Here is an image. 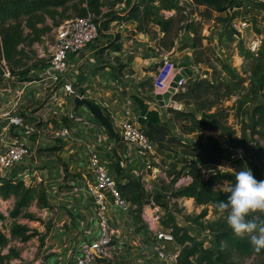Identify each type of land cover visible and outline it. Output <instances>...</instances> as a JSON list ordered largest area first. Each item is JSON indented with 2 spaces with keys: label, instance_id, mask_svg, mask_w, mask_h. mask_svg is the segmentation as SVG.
Instances as JSON below:
<instances>
[{
  "label": "rangeland",
  "instance_id": "obj_1",
  "mask_svg": "<svg viewBox=\"0 0 264 264\" xmlns=\"http://www.w3.org/2000/svg\"><path fill=\"white\" fill-rule=\"evenodd\" d=\"M79 2L80 0L77 1L78 4H80ZM90 2L91 0H84L82 8H84L85 4ZM177 3L179 10L176 11L166 10L164 8L167 6V3H158L154 0H96L95 9L91 8L90 10L95 14L98 23L103 25L105 22L107 27H110V23L116 19L118 14L117 10L121 13H126L128 10H138L137 20L142 29L150 28V25L154 24L155 15H157V17L164 22V27L166 28V30H164L163 27L159 26L161 30L165 32V36L160 40V43H162L161 46L165 47L166 50L171 48L170 45L174 44L176 38L186 39L193 33L194 37L191 42V48L193 49L194 58L189 57V59L192 64L197 61L198 67H201L200 65L202 64V69L198 74L199 77L195 80H188L186 85L204 80V74L213 80H227L228 74L236 70L239 76L246 81L245 87H249L250 70L254 60L257 59L259 55L264 40V0H244L239 3L236 1L234 6L237 10L230 13H219L208 6H196L195 4L193 6L186 5V0H178ZM158 7L162 10H159ZM189 8L190 10H188ZM79 17H81L80 12L73 8L68 10L63 16L56 18L59 23L58 26H55L53 21L48 18L45 26H48L50 29L44 32L41 40L33 44L32 47L24 46L26 49H24L25 53L23 55L22 64L14 67V75L22 84H17L15 86L11 85L12 89L9 88L12 90L11 93H16V98L13 102L19 99L23 94L18 93L22 91L17 92V90H19L18 88L22 89L27 85L25 83L34 82L31 85H27L28 89L24 90V94H30L32 99L29 97V100L21 109L22 114L25 115L23 117L25 122L36 127V134L33 136V141L38 143L36 149L43 147L37 153L40 157V168L37 167V174L42 176V181H37L36 185L31 188L43 187L49 202V207L47 208L42 209L37 203H34L25 211L33 214L35 216L34 219L18 218L20 224L27 225L31 230L38 231L40 235L25 243L19 240H15L11 243V246L16 247L21 253V258L14 260V264H51V262L60 260V257L65 256V253L69 252V249L65 247L66 245H61L60 243L62 238L66 234L69 235V233V236L74 238V234L78 233V231L82 233H80L79 236H83L84 227H82L81 230L77 228V221L78 223L84 221L85 225L88 226L90 223V221H88V216L86 219V217L80 214L82 212L84 213V208L83 210L81 207L78 209V206H81L80 203L76 201L79 197H77L76 192L74 193L72 190V182H77L78 179L74 180L72 177L68 176L71 164L63 159V155L68 158L70 155L69 151L75 146L71 147V144H66L65 140H68V138L61 141L59 137H56L54 134L61 131L58 120L51 119L46 121L45 118H43L44 121H42V117L37 115L45 106L50 109L49 114H56V118L57 115L64 114V112L67 113L65 109L68 108L69 105L67 104L66 106L65 103H63L67 100H64L61 95H55L59 86L54 85L44 88L43 86L45 85L42 83L41 73L49 66L51 52L55 43V35L59 26L65 21ZM193 17H195V20ZM244 17L249 20V24L251 25L246 28V31L240 33L234 28L233 24L234 20L240 22ZM188 21H190L189 26H187ZM258 40L262 42L260 48L258 51L253 52L251 46ZM186 47L189 48V45L185 46V48ZM180 51L182 50L180 49ZM248 53H250V55ZM184 57V54L180 55L176 51L173 60L176 62V65H180ZM224 66L230 68L228 70L229 72ZM160 67L161 63L155 73L154 82ZM198 67L196 68L195 66L196 70ZM29 68L32 69L29 73L22 74ZM154 82L152 85L153 87ZM36 92L40 93V96H38L40 99L37 100V102L34 100L33 96ZM183 92H185V90L180 89L178 94ZM25 96L27 95H23V98H25ZM175 98L172 101L171 107H164V109H160V111H158V108V110L151 112L148 111L143 101L138 100L143 108L141 116L139 117V123L144 126L145 130H149L154 124L159 123L164 124L166 133L168 134L163 142V146L168 155L164 154L162 156L164 160H161L160 164L156 163L160 171L159 173H157V170L154 171L157 177L156 179H151L148 183L151 190L148 193L151 194V197H155L154 194L156 192H160V194L164 196V203H166L167 206L163 207L157 204L164 212L165 217L163 220H168L167 216L171 214L175 216L180 224L186 226V223H192L193 225L194 222L189 218L194 219L200 216L205 209H208V215L201 220V223H203L205 227H208L219 219H226L227 214L217 213L214 205L198 206L194 199L176 198L174 196L175 191L188 183V179L193 177L192 172L194 169L199 168L203 178H207L210 174L219 170L222 172H236L238 170L240 165L236 159L244 158L247 151H252L254 147L251 132L249 130L254 107L248 104L242 110H239L236 104L237 100L240 98L239 95H235L224 101L223 107L227 109L226 115H228L227 124L235 131L239 139L238 148H233L228 142L229 137L222 138L216 132L205 131L203 133L189 134L184 130V126H192V122L178 119L173 111L189 112L194 114L198 119H202V113L197 111L194 107L188 108V106L178 102ZM75 113L84 118H88L89 116L88 113L84 111V108L83 110L81 108L76 110ZM84 130L87 132V135H90L91 139H95L94 129L87 128ZM76 132H78V130H76ZM209 138L218 140L220 145L230 153L231 156L227 157L228 162L223 166L201 164L200 159L194 155L195 153L192 150L193 147L200 142L209 143ZM259 138L260 136H256L255 139L259 140ZM69 139L71 140V138ZM43 140H45V142ZM49 162H53V164ZM71 162L73 161L71 160ZM157 167L155 169H157ZM144 174V171L140 173L141 176ZM230 185L231 184L228 182H222L218 184L216 189L225 191ZM142 186L145 189L143 184ZM156 188L158 189L156 190ZM83 203V206L86 207L87 201L85 200ZM14 204V198L9 200L0 199V211L7 218L6 221L0 222V227L6 234H9L10 227L13 223L10 219V213L14 208ZM89 209L91 213L92 209ZM148 213L151 214L152 212L149 211ZM112 214L118 227L128 229L127 222L123 220V215L118 209L112 210ZM81 225L82 223H80V226ZM199 229L202 230L200 227ZM99 233V229L93 227L92 234L97 236ZM85 237H90V234H85ZM204 237H206L208 242L212 239L209 235ZM66 241L68 247L70 245L77 246L73 241L71 242L73 244L70 245L69 240ZM60 245L61 248H63L62 251H60ZM76 246L74 248H76ZM6 253H8V250L3 252V254ZM63 261V263H67L66 258L63 259ZM240 263L264 264V256L249 257L240 261Z\"/></svg>",
  "mask_w": 264,
  "mask_h": 264
},
{
  "label": "trees",
  "instance_id": "obj_2",
  "mask_svg": "<svg viewBox=\"0 0 264 264\" xmlns=\"http://www.w3.org/2000/svg\"><path fill=\"white\" fill-rule=\"evenodd\" d=\"M0 0V79L4 75L3 62H6L11 73H15L14 67L22 64L23 55L27 47L41 40L44 32L50 28L45 26L47 19L53 21L58 26L56 18L63 16L68 10L75 8L84 17L88 14L87 9L82 8L84 0ZM158 3H167L166 10H179L178 0H154ZM196 6H208L219 13L229 12L234 8L235 0H193ZM88 7L95 9L96 0L87 3ZM157 9V8H156ZM159 10H162L158 7ZM132 10L129 14L131 19H135ZM230 13V12H229ZM154 23L163 27L164 22L155 15ZM41 26V27H40ZM28 31V32H26ZM250 55V53H248ZM227 71L230 69L224 66ZM32 69H27L22 74L29 73ZM229 72V71H228ZM249 87H245V80L242 79L236 70L228 74V79L205 78L202 81L192 82L184 86L185 92L178 94L176 100L182 104L194 107L202 113V119L189 112L173 111L178 119L192 122V126H184L189 134L213 131L220 137H229L228 142L233 148H238L239 139L235 131L228 126L226 115L227 109L223 107L225 100L239 95L237 100L239 110L246 105H252L253 112L251 118L250 132L254 144L252 151H247L242 159H236L240 167L236 172H222L221 170L203 178L201 170L194 169L191 184L181 187L175 191L176 198H190L196 201L198 206L214 205L226 201L229 193L225 190L216 189L218 184L228 182L235 183L236 174L241 170L250 169L258 181H264L262 167L264 158V40L257 59L254 60L250 70ZM164 124L156 123L151 129L146 130L149 138L157 143L160 148L167 137ZM256 136H260L256 140ZM209 143L200 142L193 147L194 155L200 159L201 164H213L223 166L227 157L231 156L214 138H209ZM192 155V154H188ZM118 156L116 157L113 169L116 173L118 188L126 199L136 207V211L142 210L144 205L150 202L149 194L142 186L140 180L133 178L120 165ZM115 166V167H114ZM116 168V169H115ZM129 174V175H128ZM157 204L166 207L164 196L160 192L154 194ZM15 199L14 208L10 213L13 221L9 234H6L0 227V264H14L13 261L21 258L20 251L11 246L15 240L28 242L40 234L36 230H31L27 225L20 224L18 218L34 219L35 216L25 212L32 204L37 203L40 208L49 207L46 192L43 187L31 188L23 182L2 181L0 183V199ZM224 214H227L226 212ZM208 215V209L192 219L193 225L199 226L203 231L213 234L211 246H206L197 236L178 224L175 216L169 214L168 220H163L165 227L173 229L176 243L181 247L179 264H241L240 261L253 257L264 256V250L255 251L251 246L248 237H237L228 226L226 219H219L210 226L205 227L201 220ZM137 219H139L137 217ZM248 219H255L258 223L264 221V213L251 214ZM6 216L0 211V222L6 221ZM44 242V239H43ZM5 250L8 253L3 254ZM123 264V263H122Z\"/></svg>",
  "mask_w": 264,
  "mask_h": 264
},
{
  "label": "built area",
  "instance_id": "obj_3",
  "mask_svg": "<svg viewBox=\"0 0 264 264\" xmlns=\"http://www.w3.org/2000/svg\"><path fill=\"white\" fill-rule=\"evenodd\" d=\"M236 1L239 3L244 0ZM84 7L88 12L86 16L65 21L57 29L49 66L41 73L45 88L57 85L59 86L58 90L62 89L65 95L72 97L73 102L77 97L83 98L74 88V81L77 79L74 70L78 63L77 57L83 50L91 48L104 34L102 26L96 20L95 14L91 12L88 4H85ZM236 10L237 8L234 6L229 9V12ZM240 22L234 20L233 26L237 31L243 33L251 24L246 17L242 18ZM189 24L190 21L187 26ZM261 43V40L255 42L251 46L252 51H258ZM3 66L4 75L0 79V86L11 92L12 90L9 89L11 85H21L22 83L11 73L6 62H3ZM182 71L183 68L176 65L169 54H165L155 77L154 95H163L168 92L174 79ZM204 78H208L206 74H204ZM187 81L182 79L178 83L173 99L178 95L180 89L185 90L184 86ZM26 86L22 89L25 90L28 87ZM22 89L19 90L23 91ZM23 101V96H20L12 103L13 106L9 110H1L0 106V183L7 180L23 182L26 186L32 187L36 185L37 181H42V176L37 174V167L40 166V157L37 153L43 147L36 149L38 143L33 141L36 127L25 122L23 118L25 115L22 114L21 109L25 105ZM42 116L40 115V117ZM91 118L94 119L92 116ZM69 119L74 121V124L83 122L89 128L94 129L97 133L98 143L106 141L105 133H103L105 130L95 120H84L80 115H76L75 111L71 112ZM75 130L77 129L74 125L64 126L61 131L54 134L64 140ZM117 132L121 137L118 145H124L117 150L121 167L134 178H138L145 186V190L150 192L148 183L151 179H156L157 174H154V171L157 170V173L160 171L156 163L160 164L161 160H164L162 156L168 155L167 152L149 138L139 120L122 123L117 128ZM49 163L53 164V162ZM114 163V160L109 162L94 150L89 156V167L92 173L87 175L86 187L81 188L76 181L72 182V190L79 197L76 201L82 203L87 201L88 209L83 204L78 206V209L79 207L84 208V213L80 214L86 218L88 216L91 223L88 226L84 221L82 222L81 227H84V234L80 236L77 247L68 253L67 263L63 264H179L181 247L175 241L173 229L163 225L165 216L162 208L157 205L152 196L150 202L144 205L142 210L136 211V207L122 196L118 188L116 173L113 169ZM260 166L264 173V158ZM156 167L157 169H155ZM142 171L145 174L141 176ZM191 182L192 178H189L188 183L182 187L191 184ZM83 193H85V199L81 197ZM89 208L92 209L91 213ZM115 209L122 213L128 229H122L116 225L112 214V210ZM149 211L152 213H148ZM178 224L185 227L191 235L197 236L206 246H211L212 239L208 242L204 236L213 237V234L208 231L203 232L192 223H186V226L179 222ZM93 227L99 229V235L92 234ZM85 234H90V237H85ZM128 253L132 255L129 258V263ZM123 259L127 261L124 262Z\"/></svg>",
  "mask_w": 264,
  "mask_h": 264
},
{
  "label": "crops",
  "instance_id": "obj_4",
  "mask_svg": "<svg viewBox=\"0 0 264 264\" xmlns=\"http://www.w3.org/2000/svg\"><path fill=\"white\" fill-rule=\"evenodd\" d=\"M186 1V5H194L193 0ZM188 10H190V8ZM117 11V17L110 23V27H107L105 22L103 25L100 24L104 31L103 36L91 48H87L79 54V57H77L78 63L74 68L76 71L75 73L77 74V79L74 81L75 90L81 94L83 98L102 106L106 114L114 123L116 129L119 125L127 121L134 119L139 120L143 108L138 100L143 101L150 112L158 110V108V111L164 109L155 101V95L153 92L154 87L152 85L155 73L157 72L165 54H169L172 59H174L173 56L176 55V51L180 55L184 54L185 57L180 62V65L182 63L188 64L190 70L195 74L193 78L194 80L199 77L198 74L202 69V64L200 65L201 67H198L197 61L193 64L190 63L189 57L194 58L193 49L191 48V42L194 37L193 33L186 39L176 38L174 44L170 45L171 48L166 50L165 47L161 46L162 43H160V40L165 36V32H163L158 25L153 22L154 24H151L150 28L142 29L137 20L138 11L135 13V19H131L129 16L132 10H128L126 13H121L119 10ZM193 19L195 20V17H193ZM188 45L189 48H185V46ZM180 49L182 51H180ZM195 66L196 68L198 67L197 70ZM1 87L2 86H0L1 110H9L11 107L10 105H12L11 103H13V100L16 98V93H11ZM43 87L45 88V86ZM27 89L28 87L25 90ZM18 91L20 90H17V92ZM18 93H23L22 96H28V99L27 96H25L23 101L26 104L29 100L30 94H24V90ZM55 95H61L64 100H67L66 102H63L66 106L67 104L69 105L68 108L65 109L67 113L64 112V114L57 115L56 118V114H49L50 109L45 106V108H42L38 114L43 115L41 118L42 121H44L43 118H45L46 121L51 119L58 120L61 130L64 126L68 127L70 125H74L78 130V132L75 130L74 133L67 137L68 140L66 138V140L64 139L66 144H71V147H75L71 148L69 151L70 155L68 158L63 155V159L71 164L68 176L72 177L74 180L78 179L77 184L81 188H85L87 185V175L92 173V170L89 167L90 153L95 150L107 161L111 162L112 160H116L118 155L117 150L124 145H118V143L110 139L104 131L103 133H105L104 137L106 138V141L103 143L97 142L96 131L94 136L95 139H91L90 135H87V132L84 130L89 128L88 126L83 124V122L74 124V121H70L69 119L71 112L79 110L76 108L72 97L65 95L62 89L58 90ZM33 96L36 102L40 99L38 97L40 96V93L38 92ZM30 98L32 99V97ZM81 109L83 110V108ZM84 111L88 113V118L91 120V115L88 110H85L84 108ZM81 118L84 120L88 119L82 116ZM69 138H71V140ZM59 139L64 141L61 138ZM43 141L45 142V140ZM71 160L73 162H71ZM81 197L85 199V193H83V196ZM79 203L80 205L84 204L81 201ZM80 223L82 222L78 223L77 221L76 227L81 230L82 227L80 226ZM80 233L78 231V233L74 234V238L69 236L70 233L69 235L66 234L60 241L61 245L65 244V247L66 249H69V252L74 250L76 245L71 246L70 244H73L71 243L72 241L75 244L79 243ZM66 240H69V247ZM61 245L60 251L63 250ZM69 252H66L67 254L65 253V256L60 257V260L58 261L51 262V264H63V259L67 258ZM131 257L132 255L128 253V263L129 258ZM123 260L124 262L127 261L126 259Z\"/></svg>",
  "mask_w": 264,
  "mask_h": 264
},
{
  "label": "clouds",
  "instance_id": "obj_5",
  "mask_svg": "<svg viewBox=\"0 0 264 264\" xmlns=\"http://www.w3.org/2000/svg\"><path fill=\"white\" fill-rule=\"evenodd\" d=\"M226 191V201L217 204L220 213H227L226 222L234 235L248 237L255 251L264 250V221L248 219L251 214L264 213V181H258L250 169L241 170Z\"/></svg>",
  "mask_w": 264,
  "mask_h": 264
},
{
  "label": "water",
  "instance_id": "obj_6",
  "mask_svg": "<svg viewBox=\"0 0 264 264\" xmlns=\"http://www.w3.org/2000/svg\"><path fill=\"white\" fill-rule=\"evenodd\" d=\"M180 67L183 68V71L181 74L176 76V78L174 79V82L171 85L170 90L163 95L161 94L155 95V101L159 104V106L163 108L171 107V104L173 101V94L176 93V89L178 88V83L182 79L190 80V79H193L195 76L194 72L190 70L187 63H182ZM74 104L77 109L86 108L88 112L90 113V115L96 121H98L101 127L107 132L109 138L119 143L120 135L117 132L116 127L114 126V123L109 118V116L106 114L102 106L95 104L86 98H79V97L75 98Z\"/></svg>",
  "mask_w": 264,
  "mask_h": 264
}]
</instances>
